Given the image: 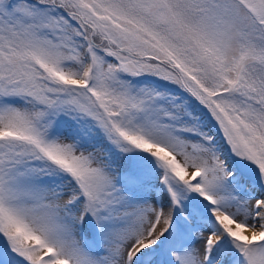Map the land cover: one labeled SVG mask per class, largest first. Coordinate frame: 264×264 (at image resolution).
Masks as SVG:
<instances>
[{
  "label": "snow or ice",
  "instance_id": "snow-or-ice-1",
  "mask_svg": "<svg viewBox=\"0 0 264 264\" xmlns=\"http://www.w3.org/2000/svg\"><path fill=\"white\" fill-rule=\"evenodd\" d=\"M0 264H264V0H0Z\"/></svg>",
  "mask_w": 264,
  "mask_h": 264
},
{
  "label": "bare ground",
  "instance_id": "bare-ground-1",
  "mask_svg": "<svg viewBox=\"0 0 264 264\" xmlns=\"http://www.w3.org/2000/svg\"><path fill=\"white\" fill-rule=\"evenodd\" d=\"M245 234H247V233H245Z\"/></svg>",
  "mask_w": 264,
  "mask_h": 264
},
{
  "label": "rangeland",
  "instance_id": "rangeland-1",
  "mask_svg": "<svg viewBox=\"0 0 264 264\" xmlns=\"http://www.w3.org/2000/svg\"><path fill=\"white\" fill-rule=\"evenodd\" d=\"M234 227V226H233Z\"/></svg>",
  "mask_w": 264,
  "mask_h": 264
}]
</instances>
